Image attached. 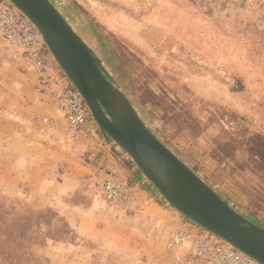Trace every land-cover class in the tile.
Segmentation results:
<instances>
[{
	"label": "rangeland",
	"instance_id": "rangeland-1",
	"mask_svg": "<svg viewBox=\"0 0 264 264\" xmlns=\"http://www.w3.org/2000/svg\"><path fill=\"white\" fill-rule=\"evenodd\" d=\"M50 2L146 127L237 213L264 228V166L249 151L251 137L264 140V0ZM3 47L19 53L0 40ZM51 99L56 108L52 91H41L25 65L0 61V191L52 208L77 236L34 252L46 264H149L164 255L182 214L100 128L95 139L72 130ZM228 143L235 146L230 156L222 150ZM67 153L76 161L66 163ZM37 164L42 172L33 170ZM107 178L137 188L146 203L109 206L101 188ZM27 257L21 264H37V256Z\"/></svg>",
	"mask_w": 264,
	"mask_h": 264
},
{
	"label": "water",
	"instance_id": "water-1",
	"mask_svg": "<svg viewBox=\"0 0 264 264\" xmlns=\"http://www.w3.org/2000/svg\"><path fill=\"white\" fill-rule=\"evenodd\" d=\"M39 29L98 128L133 160L171 207L264 264V228L237 213L146 127L88 45L50 0H8Z\"/></svg>",
	"mask_w": 264,
	"mask_h": 264
},
{
	"label": "built area",
	"instance_id": "built-area-1",
	"mask_svg": "<svg viewBox=\"0 0 264 264\" xmlns=\"http://www.w3.org/2000/svg\"><path fill=\"white\" fill-rule=\"evenodd\" d=\"M0 40L19 49V53L9 55L8 48H0V61L25 65L37 76L41 91H52L68 127L90 139L97 138L99 128L86 101L72 83L54 69V59L39 29L8 0H0ZM50 71L55 76L50 75ZM101 188L109 206L137 208L146 203L137 188L122 180L107 178ZM165 240L166 253L153 256L149 264H259L184 215L178 214Z\"/></svg>",
	"mask_w": 264,
	"mask_h": 264
},
{
	"label": "trees",
	"instance_id": "trees-1",
	"mask_svg": "<svg viewBox=\"0 0 264 264\" xmlns=\"http://www.w3.org/2000/svg\"><path fill=\"white\" fill-rule=\"evenodd\" d=\"M233 143L224 145L222 150L230 156ZM249 151L264 166V140L256 135L249 140ZM77 238L69 224L52 208L38 209L0 191V264H21L27 256H37L36 263L46 264L49 259L38 257V247L44 250L51 242H73Z\"/></svg>",
	"mask_w": 264,
	"mask_h": 264
},
{
	"label": "crops",
	"instance_id": "crops-1",
	"mask_svg": "<svg viewBox=\"0 0 264 264\" xmlns=\"http://www.w3.org/2000/svg\"><path fill=\"white\" fill-rule=\"evenodd\" d=\"M53 101V99H51V102ZM55 106H56V108L53 106V102H52V107H54L53 109H55V112H57L56 110H57V105L55 104ZM71 155L70 154H65V157H66V163H69V162H75L76 161V159H74V158H71L70 157ZM115 168L117 169L118 167L117 166H115ZM43 168H42V166L40 165V164H37L35 167H34V171L35 172H42L43 170H42ZM118 170H120L119 168H118ZM116 171V170H115ZM120 174H122L121 172H120ZM45 178V177H44ZM43 178V179H44ZM69 178L67 177V179H66V182L61 186L62 188H65L66 186H67V184L69 183ZM65 189H67V188H65Z\"/></svg>",
	"mask_w": 264,
	"mask_h": 264
},
{
	"label": "bare ground",
	"instance_id": "bare-ground-1",
	"mask_svg": "<svg viewBox=\"0 0 264 264\" xmlns=\"http://www.w3.org/2000/svg\"><path fill=\"white\" fill-rule=\"evenodd\" d=\"M178 212V211H177ZM179 213V212H178Z\"/></svg>",
	"mask_w": 264,
	"mask_h": 264
}]
</instances>
